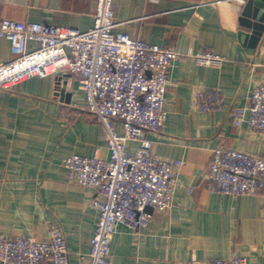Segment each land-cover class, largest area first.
I'll use <instances>...</instances> for the list:
<instances>
[{
	"label": "crops",
	"instance_id": "obj_1",
	"mask_svg": "<svg viewBox=\"0 0 264 264\" xmlns=\"http://www.w3.org/2000/svg\"><path fill=\"white\" fill-rule=\"evenodd\" d=\"M247 2L114 0L115 34L181 55L170 70L167 120L150 139L155 155L183 165L170 212L155 213L137 238L126 226L117 227L112 264H208L232 257L264 264V191L233 197L201 186L219 147L264 157V137L246 122L236 127L232 116L249 107L253 90L264 84V32L254 37L240 22ZM95 5L96 0H0V18L87 32ZM254 10L264 24V9ZM201 52L228 62L222 68L200 66L194 57ZM12 58L10 43L0 38V67ZM215 90L224 98L222 110L193 108L196 92ZM84 106L82 85L69 76L34 77L11 90L0 88V236L48 240L60 234L70 264H92L99 213L93 206L97 192L69 184L65 161L74 155L110 160L105 130ZM117 131L123 133L119 124ZM138 147L129 144L131 150Z\"/></svg>",
	"mask_w": 264,
	"mask_h": 264
},
{
	"label": "built area",
	"instance_id": "obj_2",
	"mask_svg": "<svg viewBox=\"0 0 264 264\" xmlns=\"http://www.w3.org/2000/svg\"><path fill=\"white\" fill-rule=\"evenodd\" d=\"M114 17V0H96L94 25L87 32L0 18V38L8 40L13 55L0 67V88L11 90L34 77L76 78L83 88L85 110L105 130L109 161L77 155L65 161L69 184L97 192L93 206L99 215L91 240L92 264H112L111 246L119 225L137 238L155 213L172 210L183 165L180 160L155 155L150 139L167 120L170 70L181 55L171 47L115 34ZM30 43L38 46L30 49ZM194 58L198 65L214 68L228 62L213 52H201ZM250 101L249 107L232 112L234 125L241 128L246 122L264 137V84L253 90ZM192 106L202 113L218 111L224 107V98L217 90L198 91ZM130 143L139 147L131 150ZM202 185L225 196L258 195L264 191V157L219 147L211 153ZM0 264H70L67 241L60 234L48 240L0 236ZM208 264L247 262L232 257Z\"/></svg>",
	"mask_w": 264,
	"mask_h": 264
},
{
	"label": "water",
	"instance_id": "obj_3",
	"mask_svg": "<svg viewBox=\"0 0 264 264\" xmlns=\"http://www.w3.org/2000/svg\"><path fill=\"white\" fill-rule=\"evenodd\" d=\"M254 8L264 9V0H248L240 22L244 27L252 30L254 37H261L264 32V24L257 16L255 17Z\"/></svg>",
	"mask_w": 264,
	"mask_h": 264
}]
</instances>
